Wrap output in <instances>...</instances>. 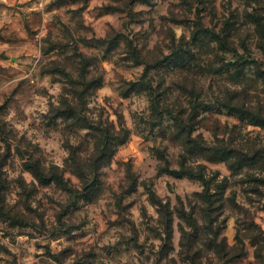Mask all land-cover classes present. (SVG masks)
<instances>
[{"label":"clouds","instance_id":"obj_1","mask_svg":"<svg viewBox=\"0 0 264 264\" xmlns=\"http://www.w3.org/2000/svg\"><path fill=\"white\" fill-rule=\"evenodd\" d=\"M213 9L215 32L240 21L225 48L193 40ZM246 14L264 0H0V208L24 219L0 216V264H264V40ZM218 184L225 253L203 237L189 251L177 209L204 228Z\"/></svg>","mask_w":264,"mask_h":264},{"label":"rangeland","instance_id":"obj_2","mask_svg":"<svg viewBox=\"0 0 264 264\" xmlns=\"http://www.w3.org/2000/svg\"><path fill=\"white\" fill-rule=\"evenodd\" d=\"M57 2H60V0H57ZM214 2V0H213ZM87 3V1L85 2ZM198 3L201 5H204L206 3V0H198ZM202 11H206L207 9H201ZM103 11V10H101ZM114 11H121V9H115ZM79 13L78 12H74L72 13V16L75 17L77 16ZM128 16L131 18L132 22H136V17L129 12ZM211 16V20H210V24L213 25V27H208L206 26L202 20L197 17L194 21H192L191 23L195 24L196 27L199 29L198 32H194L193 33V40H195L197 38V36L199 35L200 32H211L214 36V38H216L217 40H219L221 42V48H225L226 44H225V36L224 33L226 31H229L230 29L234 28L235 25L232 23L233 20H237V22H240L238 20V18L236 17L235 13H233L231 16L226 17L222 23H223V28L220 29L219 32H215L214 28L219 27V23L217 20V15L215 12V9L212 10V12L210 13ZM164 18L161 17V20H163ZM244 21H252L254 23H256L258 25V33L261 35L262 40H264V17H259V16H255L252 14H246L244 17ZM152 28L153 30H155V22L153 21L152 24ZM65 32L67 33V30L65 29ZM141 34H138V36ZM115 39H124V40H129V38L127 36H124L123 34H118L116 36ZM83 43H85V45L87 46L89 44L88 41L86 40H82ZM114 42V41H113ZM94 43V42H93ZM128 47L129 49H131V54L135 57L137 56V49L133 46V43L131 40H129L128 42ZM179 47V46H178ZM66 46L62 45L61 43H56L53 42L50 46L49 51L51 52H55L57 49L60 50L61 53H63L65 51ZM262 48H264V45H262ZM240 63H246L248 61H245L243 58H241V60L239 61ZM84 65H86V67H84ZM82 67L84 69H86L87 71V67H88V61L85 60L83 62V64L81 65V71H82ZM53 68L55 71L57 72H61L60 67L55 65V62H53ZM264 70V69H262ZM158 99V97H157ZM76 114V113H75ZM73 114V115H75ZM154 114H158L154 113ZM173 119H175L176 121V125L178 128H180L181 130L187 128L188 126L185 124V122L183 120H181L179 117H173ZM105 136L107 138V140L110 142V136H108L107 133H105ZM112 139H115V137H112ZM9 154H10V149H9ZM235 169H236V165H235ZM92 177H89V183L92 182ZM259 183L264 184V181H260ZM3 186V192H6L8 190L7 184L4 183L2 184ZM226 191V189L224 190H219L217 189V194L216 197L214 198V200L216 201V203L214 205L209 204L207 202H205V199L202 197V199L204 200V202L208 205L207 208L205 209H201V214L203 216V218L207 221V224L204 228H200L197 224L196 219H194V215L196 213L197 210V206L196 205H191L192 211L191 213H186L181 209H177V212L179 214V217L184 220L188 226L193 228V233H186L185 234V240H184V246L191 251L193 248V244L196 240L200 239L201 237H203V239L208 241V247H212L213 245L216 246L217 251L220 253H225V248L223 247V245H226V238L223 241H219L218 242V237L219 234L222 231H226L227 229V223L226 220H220V216L223 215L222 209L224 207L223 203H220V201L224 200V195L223 193ZM264 195V194H261ZM226 203L231 204L233 207L239 208V206L235 205V193H233L232 197L230 200L226 201ZM219 204V207H214L215 205ZM117 207H119V204H117ZM240 211H245V215H247L246 210L240 209ZM213 212L219 213V215L213 216ZM171 212L168 210H162V218H161V224L163 226V231L165 233V246H167L168 240H170L171 238ZM13 224H15L14 222H12ZM64 231L65 233H67L68 231H71V229L73 227H76L75 225H64ZM245 227H247V225H245ZM181 230L183 231V227H181ZM197 233H199L200 235H197ZM253 239L255 240V237H253ZM199 254V253H196ZM242 253H239L238 255H240Z\"/></svg>","mask_w":264,"mask_h":264},{"label":"trees","instance_id":"obj_3","mask_svg":"<svg viewBox=\"0 0 264 264\" xmlns=\"http://www.w3.org/2000/svg\"><path fill=\"white\" fill-rule=\"evenodd\" d=\"M87 0H85L86 2ZM84 67H86V65H84ZM82 71H86V69H84L82 67ZM70 111L75 114V110L74 109H70ZM110 140H112V137L110 138ZM26 168H32V169H35V165L32 164V163H29L27 165H25ZM230 167H232L233 171H235V164L233 165H230ZM173 175H176V176H180L181 173H173ZM41 179H43V177H41ZM202 179V177H201ZM204 183L207 185L209 183H211V181H204ZM216 188L219 189V190H224L226 189V184H218L216 185ZM0 192H3V186L2 184H0ZM216 197V195H213V194H210L209 192H205L203 198L205 199V202L209 203V204H212L214 205L216 203V201L214 200V198ZM0 202H2V197H0ZM162 210H168L167 207H163ZM0 216H4L5 218H8V219H11L12 222H14L15 224L19 223L23 226L24 224V219H22L21 217L19 216H16V217H11V216H7L4 212V209L0 208Z\"/></svg>","mask_w":264,"mask_h":264}]
</instances>
